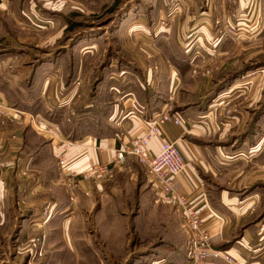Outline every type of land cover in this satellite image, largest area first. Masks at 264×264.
I'll use <instances>...</instances> for the list:
<instances>
[{"label": "crops", "instance_id": "obj_1", "mask_svg": "<svg viewBox=\"0 0 264 264\" xmlns=\"http://www.w3.org/2000/svg\"><path fill=\"white\" fill-rule=\"evenodd\" d=\"M6 2L0 5V17ZM30 10L22 12L37 19ZM196 15L189 13L188 21L167 28H130L144 41L132 43L131 54L122 55L126 63L116 68L110 62L115 68L97 73L89 88L80 79L79 65L73 78L66 68L49 74L60 61L45 62V56L24 50L31 41L0 34V98L13 109L0 118V234L18 225L22 245L25 235L34 238L41 231L43 245L33 263H185L179 216L172 204L157 199L144 169L132 159L95 181L78 176V188L66 183L90 163L110 162L121 141L142 135L170 106L181 121L162 124L150 138L149 150L157 153L169 140L183 154L186 165L174 188L197 208L213 248L245 264H264V160L260 165L256 159L260 143H252L255 133L246 120L252 112L237 106L225 117L214 108L216 101L203 99L210 73L220 75L227 60L220 51L211 54L214 33L207 22L200 27L206 41L188 46L181 41L190 34L187 26L198 34ZM197 66L203 71L194 76ZM236 89L234 95L243 92ZM233 91L219 99L230 98ZM42 119L51 132L36 125ZM247 129L249 137L243 139ZM58 154L64 157L61 165ZM46 206L50 216L45 222L32 221ZM206 264L222 263L211 258Z\"/></svg>", "mask_w": 264, "mask_h": 264}, {"label": "rangeland", "instance_id": "obj_2", "mask_svg": "<svg viewBox=\"0 0 264 264\" xmlns=\"http://www.w3.org/2000/svg\"><path fill=\"white\" fill-rule=\"evenodd\" d=\"M5 5L4 16L0 17V26L6 31L0 34L10 35L12 40L31 41L32 43L27 44L24 50L37 57L45 56V62L60 61L58 65L50 66V70L47 71L49 74L66 68L70 69L73 78L77 72L75 68L79 65L82 75L80 79L88 88L95 81L97 73L107 74L110 71L108 68H115L110 67V62L116 65V68L118 64L126 63L122 55L125 57L130 55L132 43H140L143 40L131 29L137 28V31L141 29L140 25L167 28L171 22L179 25L185 19L188 21L189 13L197 14L194 19L199 26L198 34H195V29L187 26L186 32L191 30L190 34L187 33L181 41L184 45L187 43L186 46L194 41H206L200 27L207 22L214 33L209 38V41L215 44L211 48V54L219 56L220 51L227 60L224 68L219 69L220 75L212 77L214 73H210L209 82L203 89L205 93L203 99L205 98L206 103L216 101L214 108H220L224 112L221 115L225 117H228L237 106H241L243 110L249 108L248 111L252 112L251 119L244 118L250 120L252 134L255 133V137H251L252 143H260L256 159L260 165L262 164L264 0H7ZM30 9H33L35 16L38 14L37 19L30 15L27 17L22 12ZM206 10L209 11V16L205 15ZM12 11L16 16L7 13ZM42 20L45 29L41 27ZM217 29L219 31L215 33ZM44 37L45 45H42ZM190 51L186 49L188 57ZM78 59H81L80 64L77 63ZM127 67L131 68L130 65ZM210 67L213 68L212 71L218 70L217 66ZM198 70L203 71L197 66L192 74L195 76ZM236 88L243 92L236 91L235 95L238 96L235 97ZM226 89L234 90L233 95L228 99H219L222 94L227 93ZM36 125L39 129L42 128L38 123ZM249 134L247 129L241 137L248 138ZM19 201L24 205V196ZM16 205L19 206V203L16 202ZM48 216L50 214L46 206L41 208L40 214L32 221L43 223ZM8 227L7 235L0 234V264H36L33 263L34 257L43 245L41 231H38L39 235L34 238V235H25L26 240L20 245L18 239L20 226Z\"/></svg>", "mask_w": 264, "mask_h": 264}, {"label": "built area", "instance_id": "obj_3", "mask_svg": "<svg viewBox=\"0 0 264 264\" xmlns=\"http://www.w3.org/2000/svg\"><path fill=\"white\" fill-rule=\"evenodd\" d=\"M6 1L0 0V5ZM12 112V107L0 98V118H7ZM168 121H172L174 124L181 121L180 116L173 112L170 106L165 107V110L156 116L151 126L142 135L131 136L125 141H121L119 147L115 148L110 162H93L81 173H72L67 179V186L70 189L78 188V176L95 181L101 176H107L112 168L122 166L129 159H132L144 169L146 177L154 188L155 195L162 201L172 204L179 216L186 236L187 260L184 264H206L211 258L221 260L222 264H245L227 251L212 247L210 235L197 208L186 196L175 190V177L182 172L186 165L183 154L176 144L165 140L157 153H152L149 150L150 138L160 131L162 124ZM36 123L43 124L45 130L51 132V127L46 125L45 121ZM50 138L53 139L52 136ZM63 145L68 148L70 143L65 142ZM56 158L61 165L64 161L63 155L58 154Z\"/></svg>", "mask_w": 264, "mask_h": 264}, {"label": "bare ground", "instance_id": "obj_4", "mask_svg": "<svg viewBox=\"0 0 264 264\" xmlns=\"http://www.w3.org/2000/svg\"><path fill=\"white\" fill-rule=\"evenodd\" d=\"M40 126L42 127V128H41L42 130H45V128H44V126H43V124H41Z\"/></svg>", "mask_w": 264, "mask_h": 264}]
</instances>
